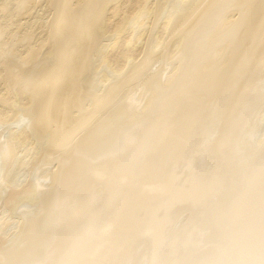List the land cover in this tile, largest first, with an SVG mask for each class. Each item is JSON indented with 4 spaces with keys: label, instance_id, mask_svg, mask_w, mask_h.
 I'll return each instance as SVG.
<instances>
[{
    "label": "bare ground",
    "instance_id": "obj_1",
    "mask_svg": "<svg viewBox=\"0 0 264 264\" xmlns=\"http://www.w3.org/2000/svg\"><path fill=\"white\" fill-rule=\"evenodd\" d=\"M264 264V0H0V264Z\"/></svg>",
    "mask_w": 264,
    "mask_h": 264
},
{
    "label": "clouds",
    "instance_id": "obj_2",
    "mask_svg": "<svg viewBox=\"0 0 264 264\" xmlns=\"http://www.w3.org/2000/svg\"><path fill=\"white\" fill-rule=\"evenodd\" d=\"M89 229L84 225L80 232L72 239L69 247L67 248L63 264H76L79 253L88 240Z\"/></svg>",
    "mask_w": 264,
    "mask_h": 264
}]
</instances>
